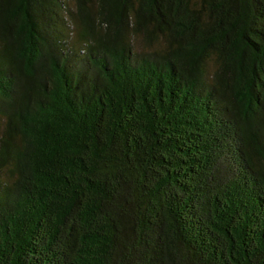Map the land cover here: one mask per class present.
<instances>
[{"label":"trees","instance_id":"1","mask_svg":"<svg viewBox=\"0 0 264 264\" xmlns=\"http://www.w3.org/2000/svg\"><path fill=\"white\" fill-rule=\"evenodd\" d=\"M0 264H264V0H0Z\"/></svg>","mask_w":264,"mask_h":264}]
</instances>
